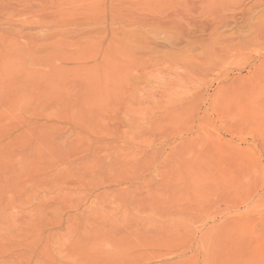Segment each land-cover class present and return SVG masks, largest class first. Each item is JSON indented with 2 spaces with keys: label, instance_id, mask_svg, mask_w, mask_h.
<instances>
[{
  "label": "rangeland",
  "instance_id": "374dc122",
  "mask_svg": "<svg viewBox=\"0 0 264 264\" xmlns=\"http://www.w3.org/2000/svg\"><path fill=\"white\" fill-rule=\"evenodd\" d=\"M0 264H264V0H0Z\"/></svg>",
  "mask_w": 264,
  "mask_h": 264
}]
</instances>
